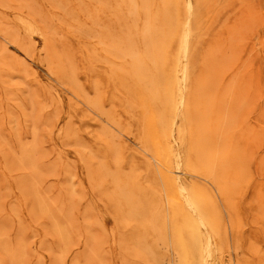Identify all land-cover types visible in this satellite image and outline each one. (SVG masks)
<instances>
[{
	"label": "rangeland",
	"instance_id": "obj_1",
	"mask_svg": "<svg viewBox=\"0 0 264 264\" xmlns=\"http://www.w3.org/2000/svg\"><path fill=\"white\" fill-rule=\"evenodd\" d=\"M192 1L181 143L172 130L182 124L176 71L188 0H0V222L13 241L26 233L29 264H53L60 241L50 217L31 212L33 169L8 167L26 138L42 139L36 177L49 199L60 195L47 199L70 224L68 263L185 264L184 247L198 248L200 235L181 180L219 242V264H264V0Z\"/></svg>",
	"mask_w": 264,
	"mask_h": 264
},
{
	"label": "bare ground",
	"instance_id": "obj_2",
	"mask_svg": "<svg viewBox=\"0 0 264 264\" xmlns=\"http://www.w3.org/2000/svg\"><path fill=\"white\" fill-rule=\"evenodd\" d=\"M120 1H122V0H120ZM136 1V0H135ZM4 2V1H3ZM219 2V1H218ZM98 4H99V2H97ZM107 3V2H106ZM109 4V3H108ZM186 4H187V2H186ZM216 4H218V3H216ZM131 5V4H130ZM134 5V7L137 9V7H136V5L137 4H133ZM12 6V5H11ZM10 6V7H11ZM113 6H115V4L113 5ZM6 7V6H5ZM188 11H189V13L188 14H190V18H189V20L187 21V24H186V26H184V29H183V36H184V40H183V44H182V47H181V52L179 53V59H178V68H177V71H176V74H177V84H178V90H179V99H178V102L176 103V106H175V108H176V113H178V115H180L181 117H180V120H182L181 122H182V124H181V126H179L178 128H177V130H175V128H173V130H172V132H175V133H173V135H175L176 134V132H177V141L178 142H181V143H184L185 141H186V130H185V124H184V119H182V117L184 116V113H185V104H184V94H185V91H186V85H187V80H188V71H189V37H190V35H191V18H192V16H193V14H194V6H193V1L192 0H188ZM135 10V9H134ZM135 11H137V10H135ZM153 13V12H152ZM8 15V14H7ZM153 15V14H152ZM189 16V15H188ZM4 17V16H3ZM12 17H14V15L12 16ZM29 17V16H28ZM21 18V17H20ZM24 18H25V16H24ZM24 20V19H23ZM149 19H147V21H148ZM24 23V22H23ZM150 23V22H149ZM165 23V22H164ZM2 25V24H1ZM24 26V25H23ZM153 27H155L154 25H153ZM165 27V26H164ZM24 28V27H23ZM27 28L28 29H33L34 27H33V24L31 23V22H28L27 23ZM38 28L39 29H41V27H39L38 26ZM215 28V27H214ZM239 28V27H238ZM198 29V28H197ZM42 30V29H41ZM153 30H155V29H153ZM239 30V29H238ZM32 31V30H31ZM193 33V32H192ZM46 34V33H45ZM230 39V38H229ZM114 41H112L111 43H113ZM109 41H108V44L110 45V48L112 49V48H116V46L114 47V46H112L113 44H111ZM153 44V43H152ZM112 46V47H111ZM108 48V47H107ZM117 51H120V48H117L116 49ZM212 51H214V50H212ZM216 51V50H215ZM120 52H123V51H120ZM222 53V52H221ZM123 54H126V53H123ZM127 56V55H126ZM132 56H134V55H132ZM131 56V57H132ZM155 56V55H154ZM0 57H1V55H0ZM39 57V56H38ZM50 58V57H49ZM132 59H133V57L131 58V61H132ZM218 59V58H217ZM60 60V59H59ZM50 61H51V59H50ZM61 61V60H60ZM107 61V60H106ZM152 61V60H151ZM4 62V61H3ZM53 62V61H52ZM57 62V61H56ZM63 62V61H62ZM90 62V61H89ZM110 63H112V62H110ZM132 63V62H131ZM48 64H51V63H48ZM115 65H116V63H114ZM133 64V63H132ZM155 64H156V62H155ZM62 65H63V63H62ZM111 65H113V63L111 64ZM48 66H52V64L51 65H48ZM112 66H110V68H111ZM116 68H117V65L115 66ZM118 67H121V66H118ZM132 67H134V65H132ZM50 68V67H49ZM73 68V67H72ZM137 68H139L138 66H137ZM125 69H127V68H125ZM54 70V69H53ZM51 71H52V67H51ZM53 72V71H52ZM155 72V71H154ZM54 73V72H53ZM155 75V74H154ZM210 76V75H209ZM75 77H77V76H75ZM112 78V77H111ZM207 78V77H206ZM99 79V78H98ZM98 79H96V80H98ZM220 79H222V78H220ZM219 79V80H220ZM95 80V81H96ZM100 80V79H99ZM218 80V79H217ZM217 80H215V81H217ZM238 80V79H237ZM156 81V80H155ZM229 80H227V82H228ZM97 82V81H96ZM147 82H149L150 83V80H148ZM211 82V81H210ZM237 82V81H236ZM213 83H215V82H213ZM217 83H220L219 81L217 82ZM217 83H215V84H217ZM97 85L99 84V82L98 83H96ZM101 84H103V83H101ZM234 84H237V83H234ZM143 85H145L144 83H143ZM218 85L219 84H217L216 86L218 87ZM151 86V85H150ZM158 86V85H157ZM215 86V87H216ZM231 87H234V86H231ZM146 88V87H145ZM208 88V87H207ZM146 89H148V88H146ZM151 89V88H150ZM150 89H148V90H150ZM156 89H158L157 87H156ZM211 89H212V87H211ZM216 89V88H215ZM215 89H213V90H215ZM46 90V89H45ZM86 91V90H85ZM98 91H100L101 92V90L100 89H98ZM159 91V90H158ZM238 91H240V90H238ZM9 92H10V90H9ZM9 92H8V94H9ZM16 92V91H15ZM106 92V91H105ZM120 92V91H119ZM150 92H151V90H150ZM202 93V92H201ZM205 92L203 91V94H204ZM13 94H14V92H13ZM16 94V93H15ZM18 94V93H17ZM152 94V93H151ZM214 94H216V92L215 93H213V95ZM12 95V94H11ZM156 95V94H155ZM16 96V95H15ZM53 96V95H52ZM117 96V95H116ZM178 97V96H177ZM117 98H119V97H117ZM7 99V98H6ZM11 99H12V96H11ZM20 99V98H19ZM53 99V98H52ZM13 100V99H12ZM121 100V99H120ZM37 101H39V100H37ZM207 102H209L208 100H206ZM218 101H220V100H218ZM17 102V101H16ZM39 102H41V101H39ZM98 102V101H97ZM6 103H8V102H6ZM42 103V102H41ZM41 103H39V105L41 104ZM127 103V102H126ZM210 103H212V102H210ZM225 103V102H224ZM18 104V103H17ZM19 104H20V101H19ZM18 104V105H19ZM43 104V103H42ZM209 104V103H208ZM114 105V104H113ZM212 104H210V106H211ZM1 106V105H0ZM24 106V105H23ZM33 106V105H32ZM46 106H49V105H46ZM208 105L206 104V107H207ZM227 106V105H226ZM41 107V106H40ZM42 107H44V106H42ZM228 107V106H227ZM0 108H2V107H0ZM46 108V107H45ZM207 109H208V107H207ZM1 110V109H0ZM6 110V109H5ZM108 110V109H107ZM148 110V109H147ZM44 111V110H43ZM209 111V110H208ZM12 112V111H11ZM225 112V111H224ZM13 113V112H12ZM56 114H58V112L56 113ZM209 114V113H208ZM228 114V113H227ZM0 115H2V113H0ZM23 115H25V114H23ZM162 115V114H161ZM20 116V115H19ZM229 116V115H228ZM120 117V116H119ZM162 116H160V118H161ZM204 117V116H203ZM2 118V117H1ZM18 118H20V117H18L17 116V118L16 119H18ZM25 118V117H24ZM160 118H158L160 121H162ZM176 118V117H175ZM9 119V118H8ZM15 119V120H16ZM26 119V118H25ZM24 119V120H25ZM28 119V118H27ZM26 119V120H27ZM47 119H49V118H47ZM120 119V118H119ZM230 119H231V117H230ZM25 120V121H26ZM51 120V119H50ZM215 120V119H214ZM12 121V120H11ZM46 121H48V120H46ZM2 122V121H1ZM19 122V124H20V121H17V123ZM113 122H114V119H113ZM12 123H13V121H12ZM26 123V122H25ZM161 123V122H160ZM178 123H180V121L178 122ZM207 123H209V122H207ZM2 124V123H1ZM23 124V123H22ZM162 124H164V122L162 123ZM175 124L177 125V122H175ZM213 124H214V122H213ZM4 126H5V124H3ZM17 125V124H16ZM36 125H37V123H36ZM106 125V124H105ZM119 125V124H118ZM174 125V124H173ZM2 126V125H1ZM1 126H0V129H1ZM18 126V125H17ZM33 126V128L34 127H36L35 125H32ZM175 126V125H174ZM40 127V126H39ZM38 126H37V128H39ZM119 127V126H118ZM49 128V127H48ZM69 128V127H68ZM112 128V127H111ZM18 129V128H17ZM6 130V129H5ZM11 129H9L8 131H10ZM20 130V129H19ZM33 131H35L34 129H32ZM66 130V129H65ZM117 130V129H116ZM7 131V130H6ZM51 131V130H50ZM5 132V131H4ZM19 132V131H18ZM36 133L37 132H39L38 130L37 131H35ZM35 132H33V133H35ZM218 132V131H217ZM17 132H15V134H16ZM65 133V132H64ZM67 133V132H66ZM165 133V132H164ZM3 134H5V133H3ZM38 134V133H37ZM0 135H1V133H0ZM19 135H21V134H18V136ZM33 135V134H32ZM35 135V134H34ZM34 135L32 136V137H34ZM172 135V134H171ZM217 135V134H216ZM3 136V135H2ZM38 136H39V134H38ZM41 136H42V134H41ZM114 136H116V135H114ZM218 136V135H217ZM4 138H8L7 137V135H5V136H3ZM20 137V136H19ZM35 137H36V135H35ZM64 137V136H63ZM42 138V137H41ZM43 138H45L44 136H43ZM10 138H8L7 140H9ZM20 140H21V137L19 138ZM27 139V138H26ZM26 139H24L26 142H24V143H26V144H23V141H21V143L23 144V146H22V144L20 145V146H22V148L20 147V153L18 154H16V155H19V156H17L16 158H15V160H10L9 162H8V160H7V162H8V167H9V169H11V171L13 170V172H14V169H18V168H22L23 169V167L22 166H24V164L25 165H27V164H29L30 165V167L33 169V173H34V177H33V175H31L33 178L30 180V187L32 188V190H33V194H32V196H31V198H28V200L30 199V201L28 202V203H30V207H31V212H34L35 214H37V212L39 211V213H41V214H46V215H48L49 217H50V220H51V232H53L54 234H56L57 235V237H58V239H59V241H60V248L58 249V250H53V252L55 253V256H56V260H54L53 262V264H94V262H93V260L91 259V260H81L79 257H77V256H75V258H73L72 260H71V262L70 263H68V257H69V255H70V252H71V248L73 247V246H71L72 245V233H71V228H70V224H68L67 222H65V220L63 219V216L62 215H58L59 213H57L56 211H55V209H57V208H53V206H52V202L51 201H48V199H49V197L46 195H44L41 191H40V188H39V186L41 185H39V181H41V180H38L37 179V173L39 172V167L40 168H42V166H40V165H38V160L40 161V157H41V155L39 156V158H38V155H37V153H38V150H40L39 149V147H40V145L37 143V142H41V140H39L38 141V139H33V141H32V139H29L28 140V142H27V140ZM157 139V138H156ZM19 140V141H20ZM44 140V139H43ZM46 140V139H45ZM32 141V142H31ZM81 141V140H80ZM175 141H176V139H175ZM207 141V140H206ZM8 142V141H7ZM44 143V142H43ZM83 143V142H82ZM177 143V142H176ZM172 144H173V142H172ZM171 144V145H172ZM39 145V146H38ZM43 145V144H42ZM218 146V145H217ZM18 147V146H17ZM174 147V146H173ZM173 147L171 146V148L173 149ZM176 147H178V146H176ZM44 148V147H43ZM22 150V151H21ZM175 150V149H174ZM173 150V151H174ZM176 150H177V148H176ZM214 150V149H213ZM43 151H44V149H43ZM50 151V150H49ZM49 151H46V154H48L47 152H49ZM206 151V150H205ZM57 152H59V150H57ZM51 153V152H50ZM53 153V152H52ZM4 154V153H3ZM176 155H175V157L177 156V167H179V168H181V167H183L184 166V162H183V156L181 155V152H176L175 153ZM211 154H213V153H211ZM224 154V153H223ZM6 155V154H5ZM14 155V154H13ZM13 155H11L12 157H13ZM50 155V154H49ZM7 157H8V155H6ZM51 156V155H50ZM5 157V156H4ZM42 157H44V158H46L45 156H42ZM56 157V156H55ZM54 157V158H55ZM174 157V159H176ZM185 157V156H184ZM102 159H103V157H101ZM5 159V158H4ZM7 159V158H6ZM12 159V158H11ZM51 159H53V158H51ZM152 159H154V158H152ZM54 160V159H53ZM58 160V163L60 162L59 161V159H57ZM63 160V159H62ZM104 160V159H103ZM155 160V159H154ZM50 161V160H49ZM55 161H56V159H55ZM176 161V160H175ZM6 162V161H5ZM48 162V161H47ZM53 162V161H52ZM57 162V161H56ZM101 162H102V160H101ZM105 162V161H104ZM40 163V162H39ZM57 163V164H58ZM68 163V162H67ZM103 163V162H102ZM117 163V162H116ZM7 164V163H6ZM41 164V163H40ZM45 165V163H42V165ZM46 164H49L50 165V162L49 163H46ZM56 164V165H57ZM87 164V163H86ZM85 164V165H86ZM106 164V163H105ZM55 165V163H54V166H56ZM63 162H62V167H63ZM70 165V164H69ZM69 165H67V167L69 168V169H72L71 167H69ZM39 166V167H38ZM52 166V165H51ZM50 166V168L51 169H54L55 170V168H52ZM47 167V166H46ZM65 167V166H64ZM87 167H88V165H87ZM185 167V166H184ZM26 168V167H25ZM44 169V168H43ZM43 169H40V170H43ZM178 169V168H177ZM6 170V169H5ZM24 170V169H23ZM26 170V169H25ZM54 170H52V171H54ZM107 170V169H106ZM1 171V170H0ZM9 171V170H8ZM10 171V172H11ZM45 171V170H44ZM43 171V172H44ZM2 172V171H1ZM27 172V171H26ZM25 172V173H26ZM41 172V171H40ZM88 172V171H87ZM107 172H109V171H107ZM4 172H2V174H3ZM22 173V172H21ZM55 173V172H54ZM60 173H61V171H60ZM89 173H91L90 171H89ZM88 173V174H89ZM6 174V173H5ZM19 174V173H18ZM29 174V173H28ZM72 174L74 175V172H72ZM177 174V173H176ZM22 175H23V173H22ZM22 175H19V176H22ZM27 175V174H26ZM40 175V174H39ZM57 175V174H56ZM72 175V176H73ZM181 175V174H180ZM2 176V175H1ZM0 176V177H1ZM16 176V175H15ZM25 176V175H24ZM23 176V177H24ZM30 176V177H31ZM37 176V177H36ZM41 176V175H40ZM60 176V175H59ZM71 176V179L73 178ZM2 177H4V176H2ZM13 177V176H12ZM17 177V176H16ZM23 177H22V179H23ZM29 177V178H30ZM75 177V176H74ZM7 178V177H6ZM25 178H26V176H25ZM112 178V177H111ZM180 178H182V177H180ZM8 179V178H7ZM6 179V180H7ZM15 179V178H14ZM21 178H19V180H20ZM21 179V180H22ZM18 180V179H17ZM178 180H180V179H178ZM4 181V180H3ZM9 181V180H8ZM23 181V180H22ZM69 180H67V182H68ZM72 181H73V179H72ZM1 182H2V180H1ZM11 182H13V181H11ZM16 182V181H15ZM26 182H28V180H26ZM214 182V181H213ZM7 183V182H6ZM6 183H4L5 185H6ZM19 184V186H20V189H19V187H18V189L22 192V190H24V192H27V189H26V185L24 184V181L23 182H18ZM72 183H74V181L72 182ZM219 184V183H218ZM218 184H217V186H218ZM4 185V186H5ZM17 185V186H18ZM65 185H67L66 183H65ZM73 185V184H72ZM71 185V186H72ZM120 185V184H119ZM177 185V184H176ZM221 185V184H220ZM0 186H1V184H0ZM7 186V185H6ZM5 186V187H6ZM11 186V185H10ZM13 186V185H12ZM70 186V185H69ZM124 186H126V185H124ZM124 186H120V188H123ZM216 186V185H215ZM9 187V186H8ZM24 187V189H22ZM46 187V186H45ZM180 187H181V191H182V195H183V197H184V200L186 201V204H187V206H188V209H189V212H190V221H192L194 224H195V226H192L193 228L194 227H197V231L196 230H192L193 231V234L195 235V234H197V235H200V244H199V246H198V248H196V249H194V248H191V247H188V246H185L184 247V262H185V264H196V262H198V260H199V262H201V264H219L220 263V259H221V257L223 256L222 255V250H221V248H220V246H219V242L217 241V240H215L214 238H213V232H212V230L210 229V227H209V224H208V222H207V219L204 217V215L201 213V211L199 210V208H198V205H197V202H196V200H195V198L186 190V188L184 187V184L181 182V180H180ZM7 188V187H6ZM14 188V187H13ZM62 188V187H61ZM72 188H74V187H72ZM71 188V189H72ZM125 188V187H124ZM1 189V192H2V187L0 188ZM9 189V192L8 193H10L12 190H10V188H8ZM18 189H15V190H18ZM4 190V189H3ZM42 190V189H41ZM73 190H75V189H73ZM72 190V192H74ZM5 191V190H4ZM6 191H8V190H6ZM6 191H5V193H6ZM180 191V192H181ZM17 192V191H16ZM16 192H14V193H16ZM19 192V191H18ZM31 192V191H30ZM61 192V191H60ZM122 192V191H121ZM5 193H2L3 194V196H4V194ZM24 194V193H23ZM52 194V193H51ZM50 194V195H51ZM126 194V193H125ZM180 194V193H179ZM261 194V193H260ZM12 195V194H11ZM26 195V194H25ZM24 195V196H25ZM30 195V194H29ZM170 195V194H169ZM7 196H8V194H7ZM60 196V195H59ZM59 196H57V195H55V196H53V197H59ZM127 196V195H126ZM181 196V195H180ZM50 197H52V196H50ZM52 197V198H53ZM64 197V196H63ZM170 197V196H169ZM182 197V196H181ZM1 198H2V196H1V194H0V200H1ZM48 198V199H47ZM51 198V199H52ZM55 198V199H56ZM11 199L13 200L14 198H11L10 197V203L9 204H12V201H11ZM24 199H26L27 200V198H24L23 197V201H24ZM51 199H49V200H51ZM59 199V198H58ZM57 199V201H60V199H61V197H60V199L58 200ZM177 199V198H176ZM183 199V198H182ZM27 200V201H28ZM53 200H54V198H53ZM68 200H70V199H68ZM15 201V200H14ZM13 201V202H14ZM18 201V200H17ZM57 201H54V202H57ZM62 201H63V199H62ZM172 201H174V199L172 200ZM184 201V202H185ZM20 203V201L18 202V204ZM66 201H64V205L66 206ZM18 204H13V205H18ZM56 204H58V203H56ZM13 205H12V207H10V208H13ZM54 205V204H53ZM58 205H61V204H58ZM64 206V207H65ZM68 206V205H67ZM262 206V205H261ZM5 207V206H4ZM19 207V206H18ZM29 207V208H30ZM6 209V208H5ZM14 209V208H13ZM15 209H17L16 207H15ZM61 209L62 208H60V211H61ZM66 209V208H65ZM68 209H69V207L64 211L65 213L66 212H68ZM85 210V209H84ZM12 211H15V210H12ZM17 211V210H16ZM15 211V213H17ZM21 212L23 211V210H20ZM59 211V210H58ZM63 211V210H62ZM18 212H19V210H18ZM14 213V214H15ZM32 214V215H35V214ZM7 214V213H6ZM19 214L20 213H18V217H19ZM172 214V213H171ZM23 215V214H22ZM26 215V214H25ZM4 216H5V214H4ZM37 216H39V215H37ZM41 216V215H40ZM39 216V217H40ZM260 216V215H259ZM7 217V216H6ZM98 217V216H97ZM2 218V217H1ZM20 218V217H19ZM33 218V217H32ZM37 218V217H36ZM154 218V217H153ZM231 218V217H230ZM10 220H11V218H9ZM38 219V218H37ZM74 219H76V218H74ZM262 219V218H261ZM1 220V219H0ZM4 220V219H3ZM6 220V219H5ZM4 220V221H5ZM12 220H13V218H12ZM78 220H80V219H77V221ZM20 221L22 222V220L20 219ZM28 222H29V220H27ZM36 221V220H35ZM76 221V220H75ZM228 221V220H227ZM7 222V221H6ZM13 222V221H12ZM32 222V221H31ZM30 222V223H31ZM39 221H37V223H38ZM23 223V222H22ZM43 223V226H44V224H47V223H45V222H42ZM13 224V223H12ZM36 224V223H35ZM39 224H41V223H39ZM27 225V224H26ZM30 225V224H29ZM48 225V224H47ZM79 225V224H78ZM197 225V226H196ZM21 226V225H20ZM19 226V227H20ZM28 226V225H27ZM42 226V225H41ZM220 226V225H219ZM227 226H228V223H227ZM13 227H14V224H13ZM48 227H49V225H48ZM159 227V226H158ZM10 228H11V225L10 224H6V223H4V222H0V251H2V252H4V253H6L7 255H8V257H9V259H10V264H29L28 263V260H29V256H31L30 255V252H29V244H28V242H27V236L25 237V236H23V234H26V233H20V234H22V235H20L19 237H18V239H15L16 241H13L9 236H10ZM160 228V227H159ZM220 228H221V226H220ZM196 229V228H195ZM23 230V229H22ZM37 230V229H36ZM113 230V233H114V229H112ZM46 230H44V233L42 232V238L44 237V234H47V232H45ZM104 231V230H103ZM12 232V231H11ZM21 232V231H20ZM25 232V231H24ZM93 234H95L94 232H93ZM98 234V233H97ZM100 234V233H99ZM104 234V233H103ZM13 234H11V236H12ZM90 235L92 236V234L90 233ZM96 235V234H95ZM102 235V234H101ZM106 235V234H105ZM105 235H102L103 237H105ZM28 236H29V234H28ZM34 237V236H33ZM48 237V236H47ZM96 237V236H95ZM255 237V236H254ZM32 238V237H31ZM96 238H98V237H96ZM115 238V237H114ZM264 238V237H263ZM47 239V238H46ZM43 240V239H42ZM42 240L40 241V242H42ZM45 240V239H44ZM86 240V239H85ZM113 240H115V239H113ZM32 241L34 242L35 240H33L32 239ZM92 241V240H91ZM106 241V240H105ZM116 241V240H115ZM45 242H46V240H45ZM44 242V243H45ZM101 242V241H100ZM171 242V241H170ZM35 243V242H34ZM36 244V243H35ZM43 244V243H42ZM41 244V245H42ZM40 245V246H41ZM45 245H47V244H45ZM133 245H134V243H133ZM32 246V245H31ZM42 247V246H41ZM51 247H53V246H51ZM90 247H92V243H91V245H90ZM48 248H49V246H48ZM54 248V247H53ZM231 248V247H230ZM31 249H33V248H31ZM52 250V249H51ZM50 250V251H51ZM104 250V249H103ZM228 250H230V249H228ZM32 251V250H31ZM37 251H39V250H37ZM95 252H96V254L99 252V251H97V249H96V251H94V255H95ZM38 253H40V252H38ZM174 253H176V252H174ZM99 254H101V253H99ZM38 255H41V254H38ZM92 256V255H91ZM231 256V255H230ZM99 257H101V256H99ZM176 257V256H175ZM225 257H226V255H225ZM92 258H94V256L92 257ZM97 258V257H96ZM104 259H105V257H103ZM2 261H1V264H6L4 261H3V259L2 258H0ZM98 259V258H97ZM96 259V260H97ZM100 259V258H99ZM103 259V260H104ZM37 260V259H36ZM40 260V259H39ZM43 260H45L44 259V256H43ZM108 259H106V260H104V261H107ZM41 262V261H40ZM50 262V261H49ZM97 262H101L100 260H98ZM110 263V260H108L107 261V263ZM36 263V262H35ZM106 263V264H107ZM112 263H114V262H111L110 264H112ZM39 264H41V263H39ZM49 264V263H48ZM51 264V263H50Z\"/></svg>",
	"mask_w": 264,
	"mask_h": 264
}]
</instances>
